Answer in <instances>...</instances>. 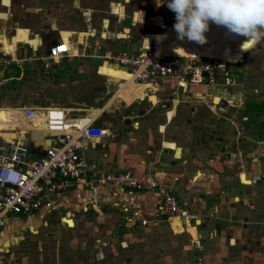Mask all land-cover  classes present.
<instances>
[{"label":"crops","instance_id":"0c3cea01","mask_svg":"<svg viewBox=\"0 0 264 264\" xmlns=\"http://www.w3.org/2000/svg\"><path fill=\"white\" fill-rule=\"evenodd\" d=\"M0 1L5 7V11L0 12L5 15L0 17V37L11 40L16 30L22 28L28 31L30 39L38 40L36 47L17 42L13 53L5 52L0 45V57L9 61L0 63V77L8 85L15 82L21 88V91L10 88V92L22 93V98L32 95L45 100L41 106L24 107H63L73 117L93 112L90 117L96 119V125L107 130L101 138L84 143V157L95 165L97 177L128 172L136 178L154 179L162 191L181 201L185 211L183 216L167 217L159 211L156 191L122 189L96 178L88 184L51 194L52 208H42L29 216L9 215L0 230L2 264H192L197 258L203 264H264V141L249 142L246 135L240 137L239 129V136L234 137L232 124L213 123V120L211 124L204 123L211 127L207 136H188L187 117H198L201 111L196 106L181 107L183 101L192 98L201 101L211 98L212 104L205 107L206 113L212 118L224 112V118L230 120L225 113L235 106L236 97L228 88L234 85L236 78L229 85L221 78L218 86H186V89L178 87L174 78L168 81L164 77L154 88L138 84L144 87L136 90L135 96L130 92L126 101L122 94L133 88L134 82L128 81V77L101 75L99 65L97 73L92 75L89 60L81 58L90 47L87 36L91 32L58 30L52 22L51 27L57 30L59 39L46 43L42 38L47 33L45 21L38 24L32 19L36 15L47 16L38 0H10L8 6ZM130 1L134 0H125ZM135 1H140L145 8L125 17L117 8H124L121 3L112 6L111 13L119 16V21L125 24L129 20L122 27L125 34L119 31L120 46L115 45L114 53H130L126 50L141 41L146 47L150 42L146 37L153 36V39L165 38L171 54L169 46L177 37L174 29L165 37L151 29L158 24L156 17L161 18L164 25H173L172 11L166 3L157 7L162 0ZM141 10L146 14L139 20ZM140 24L149 25L140 38L120 39L134 27H142ZM63 31L71 32V52L59 59H48L49 48L63 39ZM189 44L185 38L180 46L189 47ZM173 47L179 48L175 44ZM75 49L79 53L74 52ZM111 52L106 46V56ZM16 67L18 71H14ZM103 78L104 84L101 83ZM113 87V94L108 99L104 97L102 107H75L80 101L85 104L81 99L91 93L101 96ZM151 96H155V102ZM145 99L151 106L144 111L134 106L133 103ZM118 100L124 105L118 106ZM155 107L161 108L160 112H156ZM123 108L127 110L125 113ZM154 118L158 121L152 123ZM31 127L20 125L25 130V143L33 156H42L47 145L45 134ZM10 128L15 127L0 126V135L8 139L15 135ZM202 130L205 129H198ZM242 175L246 182L242 181ZM174 219L178 223H174ZM153 226L167 228L172 234L149 233L155 230ZM142 231L144 233H139ZM30 241H36L35 249L24 246ZM21 242L22 248L27 250H15L16 244ZM45 245L53 248L47 249Z\"/></svg>","mask_w":264,"mask_h":264},{"label":"built area","instance_id":"2783aa9c","mask_svg":"<svg viewBox=\"0 0 264 264\" xmlns=\"http://www.w3.org/2000/svg\"><path fill=\"white\" fill-rule=\"evenodd\" d=\"M161 36L165 37L167 25L163 22ZM165 38L150 40L148 46L138 52L117 53L109 57L125 68L138 84L154 88L158 80L170 77L177 86H218L224 79L229 85L236 75L223 68L216 60L199 57L172 55L165 51ZM70 48L64 40L49 48L48 59H59L69 55ZM9 61L0 57V63ZM187 86V87H186ZM148 87V88H149ZM19 118L31 125L42 116L46 128H31L42 131L50 143L44 155L35 157L25 143V130L17 126L10 128L15 137L8 139L0 135V230L9 215L29 216L42 208H52L51 194L65 192L93 179L110 182L122 189L156 191L160 199L159 211L167 216L185 215L181 201L174 195L162 191L160 184L147 177H133L128 172L108 173L97 177L96 167L83 154L84 143L107 134V130L96 125L90 115L73 117L63 107H21ZM29 129V128H28ZM27 129V130H28ZM66 223V222H65ZM192 264H203L200 258Z\"/></svg>","mask_w":264,"mask_h":264},{"label":"rangeland","instance_id":"374dc122","mask_svg":"<svg viewBox=\"0 0 264 264\" xmlns=\"http://www.w3.org/2000/svg\"><path fill=\"white\" fill-rule=\"evenodd\" d=\"M44 8V12L47 16L43 18H39V15H36L35 18L32 17L34 22H42L45 21L44 29L47 30V33L42 35L43 41L46 43H54L58 41V37L56 36L57 30H54L51 27V23H55L57 25L56 29L60 30H74L77 32L80 31H87L91 32V35L87 36V44L90 47H87V50L84 54V57L80 56L81 58H85L89 60L88 64L90 65V73L93 75L98 73L104 76L112 77V78H119V79H126L128 74L125 69L114 68L109 66L107 62H114L110 60L109 57L116 55L114 53L115 45L120 46L118 34L119 31L122 34H125L122 31V27L129 23L127 22L124 24L119 21V16L114 15L111 13L113 4L121 3L123 7H117L120 11L124 12V17L131 15L132 11H138L139 9H144L140 5V1H130L125 2V0H38ZM153 1V0H152ZM4 5H10V0H3ZM5 7L1 4L0 1V12H4ZM125 9V11H124ZM40 14V13H39ZM44 14V13H43ZM0 17H5V15H0ZM38 18L40 20H38ZM104 20L108 21V25L105 26ZM172 23H175V13L172 11L171 14ZM123 21V20H122ZM135 24L139 25L134 20ZM39 24V23H38ZM164 24V23H163ZM142 27H134V29L127 34V36H121L120 39H131V38H140L141 33L145 30L148 31L149 25H142ZM174 25V24H173ZM153 33L162 34L163 29L159 28L158 26L153 27ZM207 37V43L200 45L195 42L189 41V47H181L180 43L182 40L177 39V37L172 41L173 43L169 46L171 54L180 55L185 57H199V58H209L212 60H216L218 63L221 64L223 68L226 70H230L234 72L237 77L236 81L233 86L228 88V90H232V94L234 95L235 106L229 107L225 115H227L230 120L224 118L223 113H217V115L212 116V118L206 113L205 107L212 104L211 98L205 99V101H201L197 98H192L190 101H183L182 108L187 106L194 108L199 107L201 114L198 117H191L189 115L187 117V133L188 136H194L198 138H203L207 136V132H210V126H206L204 123L211 124L215 122L223 123V121H227L233 125V132L234 137H238L237 130L239 129L241 132V136L246 135L249 139V142H256L263 140L264 141V36H262L257 43L248 50L246 53L237 52L232 45L234 43L233 39L235 34L229 32L227 29L222 28V26L213 25L210 23L209 31L205 34ZM79 36V35H76ZM227 37H232V41L228 40ZM84 37V36H83ZM155 37V36H154ZM77 39V37H76ZM153 39V36H147L146 40L150 41ZM132 40V39H131ZM17 42H27L31 44L33 47H36L38 44L37 39H30L28 37V31L22 28H18L16 30V34L8 40L4 37H0V45L5 52L13 53L16 48ZM233 42V43H232ZM83 44V43H82ZM174 44L179 47H173ZM99 46V48L97 47ZM107 48L111 49L112 52L109 56H106L105 50ZM113 47V48H112ZM142 41L137 42L135 46L128 48L131 52H138L142 49ZM222 48V49H221ZM78 52V49H75L74 52ZM181 51L182 53H177ZM225 52V53H224ZM79 53V52H78ZM75 54V53H74ZM183 54V55H182ZM106 57V58H105ZM107 62H105V61ZM225 63V64H224ZM87 67H85L86 69ZM14 71H18V67L13 68ZM164 78V77H163ZM162 78V79H163ZM104 79V78H103ZM172 78L166 77L165 80L170 81ZM92 84L94 81H91ZM108 82V80H107ZM102 84L105 83L104 81L101 82ZM142 85L138 84H131V87L126 92L122 94L123 98L127 101L128 95L133 92L132 95L135 94L136 90H141L143 87ZM10 88H14L15 90H19L20 86L17 83H13L12 85H8V82H3V78L0 77V126L3 127H17L20 125H28L27 121H24L22 118H19V113L16 109L24 107V106H41L44 104V98L41 97H34L28 96L27 98H22V93H11ZM104 88V87H103ZM111 91L104 92L101 96L99 93H91L89 96L81 99L85 102L76 104L75 107H102V102L105 101L104 97H110L113 94L115 87L111 88ZM107 90V89H106ZM221 91V90H220ZM223 93L222 91L220 92ZM131 95V96H132ZM150 99L155 102V96H151ZM189 99V98H188ZM216 99L219 98L216 97ZM54 101V100H53ZM118 106L124 105L121 100L117 102ZM134 106L141 107L142 111H144L148 106H151L148 100H141L133 103ZM6 107V108H5ZM161 109V108H159ZM155 107L156 112H160V110ZM127 110L123 108V113ZM154 112L152 115L155 116ZM170 115L172 113L170 112ZM216 116H219L216 119ZM223 116V117H222ZM42 116L39 115L36 119H34L31 123V128H45L43 127L44 124L42 123ZM155 119V118H154ZM38 120V122H35ZM158 120L155 119L153 122H157ZM206 121V122H203ZM197 124V125H196ZM30 125V124H29ZM231 125V126H232ZM197 126V128H196ZM196 128V130H194ZM205 129L202 132L198 131V129ZM206 133V134H205ZM245 139V137H244ZM254 147V146H252ZM263 148V145H260ZM264 154V153H263ZM264 156V155H263ZM242 181L246 182L245 176L242 175ZM167 216V215H165ZM168 217V216H167ZM174 223H178L177 219H174ZM152 229L154 231H148L149 233H170L167 228L161 229L159 226H153ZM139 233H144L139 232ZM53 245V244H52ZM52 245H45L43 247H51ZM24 246L28 247L29 249H35L37 247L36 241H30L29 243H24ZM61 247H65L64 244L60 245ZM14 249V247H12ZM15 250H27V248H22V242L16 244ZM53 248V246H52ZM51 248V249H52ZM11 252V251H9ZM8 252V254H9ZM7 254V252L5 253ZM6 258H3L2 261H5ZM0 264L1 261H0Z\"/></svg>","mask_w":264,"mask_h":264},{"label":"clouds","instance_id":"9594fccd","mask_svg":"<svg viewBox=\"0 0 264 264\" xmlns=\"http://www.w3.org/2000/svg\"><path fill=\"white\" fill-rule=\"evenodd\" d=\"M175 13L177 39L207 43L210 22L257 41L264 36V0H162Z\"/></svg>","mask_w":264,"mask_h":264},{"label":"bare ground","instance_id":"6f19581e","mask_svg":"<svg viewBox=\"0 0 264 264\" xmlns=\"http://www.w3.org/2000/svg\"><path fill=\"white\" fill-rule=\"evenodd\" d=\"M127 1V0H126ZM137 17H138V13H136L135 14V20H137ZM155 20V22H157V23H161L162 22V20H161V18H155L154 19ZM211 23V22H210ZM211 24H213V23H211ZM108 25V22H107V20H105V26H107ZM215 25V24H214ZM223 27V26H222ZM223 28H225V27H223ZM226 29V28H225ZM71 35V32L70 31H63L62 32V38H63V40L65 41V44H66V47L67 48H70V52H71V47H70V42H69V36ZM226 38L228 39V40H230V41H232L231 39H232V37H227L226 36ZM233 41H234V43H233V46H234V48H235V50L237 51V52H240V53H246L248 50H250L251 48H253V46L257 43V41H249L248 40V38L247 37H245V36H240V35H236L235 34V36H234V39H233ZM165 51L166 52H168V50H167V44L165 43ZM169 53V52H168ZM77 54V53H76ZM170 54V53H169ZM125 69V68H124ZM126 72H127V74H128V81H131V82H134L133 80H132V77H131V75L129 74V72L126 70ZM133 85L134 84H138V83H136V82H134V83H132ZM145 85V84H144ZM147 86V85H146ZM43 127H45L46 128V126H45V124H44V126ZM3 130V129H2ZM1 131V130H0ZM7 132H9V131H7ZM22 132H24V129H22ZM15 137V135H13V136H10V138L9 139H12V138H14ZM71 223V222H70Z\"/></svg>","mask_w":264,"mask_h":264},{"label":"water","instance_id":"95a60500","mask_svg":"<svg viewBox=\"0 0 264 264\" xmlns=\"http://www.w3.org/2000/svg\"><path fill=\"white\" fill-rule=\"evenodd\" d=\"M145 14H146V12H145V10H141L140 11V16H139V20H141V18L142 19H144L145 18ZM168 26V28L166 29V33L169 31V30H173L174 28H173V25H167ZM111 65H114V66H117V67H121L119 64H117V63H115V62H109ZM186 89H188V88H186ZM91 114H93V112L91 113ZM91 114H90V116H91ZM45 143L47 144V145H49V143H50V141H49V139H46L45 140ZM46 145V146H47Z\"/></svg>","mask_w":264,"mask_h":264}]
</instances>
